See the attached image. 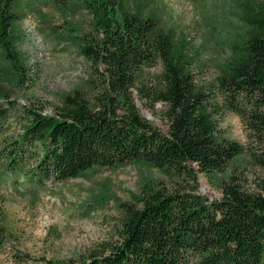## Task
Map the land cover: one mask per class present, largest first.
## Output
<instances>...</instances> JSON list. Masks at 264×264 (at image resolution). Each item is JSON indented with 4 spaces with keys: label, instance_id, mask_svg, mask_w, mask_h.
I'll return each mask as SVG.
<instances>
[{
    "label": "trees",
    "instance_id": "trees-1",
    "mask_svg": "<svg viewBox=\"0 0 264 264\" xmlns=\"http://www.w3.org/2000/svg\"><path fill=\"white\" fill-rule=\"evenodd\" d=\"M244 1L238 6L243 29L221 75L205 86L196 77L205 71L201 49L143 8L132 11L128 0H51L88 14L87 30H69L78 32L74 40L91 65L104 68L105 93L96 103L80 90L68 93L54 116L32 108L15 116V101L6 99L8 106L0 105V186L41 191L49 181L142 165L192 187L150 189L141 208L122 204L115 243L80 263L49 264H264V0ZM25 6L39 12L38 0H0V59L16 79L25 70L18 50ZM159 63V84L146 95L167 107V134L141 117L133 97L145 69ZM114 98L123 107H115ZM226 110L242 119L263 176L256 193L231 176L223 198L209 201L197 193L196 171H225L244 151L219 135L218 118ZM6 238L0 216V249Z\"/></svg>",
    "mask_w": 264,
    "mask_h": 264
},
{
    "label": "rangeland",
    "instance_id": "rangeland-1",
    "mask_svg": "<svg viewBox=\"0 0 264 264\" xmlns=\"http://www.w3.org/2000/svg\"><path fill=\"white\" fill-rule=\"evenodd\" d=\"M128 2L133 5L132 11L143 8L161 26L176 34L185 33L201 49L205 71L196 77L205 86L215 83L221 75L230 46L236 41V32L243 29L238 6L247 5L244 0ZM38 4L39 12L25 6L26 16L21 23L18 50L24 60V77L11 78L6 74L8 65L0 59V105L7 107L6 99L15 101V116L22 115L26 108L54 116L58 115L63 97L75 90L96 103L95 96L100 91L105 93L102 82L105 70L91 65L74 40L78 32L69 30L74 27L78 31L87 30L88 14L59 8L51 0H38ZM162 71L161 63L145 69L133 89V97L141 117L167 134V107L154 103L146 95L158 86ZM113 102L115 107H123L116 98ZM118 113L121 115L124 110L121 108ZM218 119L219 135L241 144L244 151L225 171L197 170V193L209 201L220 200L223 185L231 176L243 190L258 192L263 173L251 156L254 147L242 119L228 110ZM188 187H192V182L142 165L93 170L64 183L49 181L41 191L30 190L27 185L0 186V216L7 229L6 243L0 249V264L80 263L118 240L122 204L141 208L142 199L150 189L174 192Z\"/></svg>",
    "mask_w": 264,
    "mask_h": 264
}]
</instances>
